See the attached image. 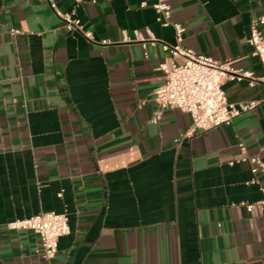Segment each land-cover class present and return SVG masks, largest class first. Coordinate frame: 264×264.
<instances>
[{
    "label": "crops",
    "instance_id": "obj_1",
    "mask_svg": "<svg viewBox=\"0 0 264 264\" xmlns=\"http://www.w3.org/2000/svg\"><path fill=\"white\" fill-rule=\"evenodd\" d=\"M51 2L91 39L49 0H0V264H264V208L245 205L262 197L264 83L224 79L254 108L185 136L190 115L153 99L175 43L153 0ZM168 2L183 46L264 74L247 41L264 0ZM49 210L69 224L51 261L7 227Z\"/></svg>",
    "mask_w": 264,
    "mask_h": 264
},
{
    "label": "built area",
    "instance_id": "obj_2",
    "mask_svg": "<svg viewBox=\"0 0 264 264\" xmlns=\"http://www.w3.org/2000/svg\"><path fill=\"white\" fill-rule=\"evenodd\" d=\"M78 4L84 0H73ZM95 2V0H90ZM50 6L63 19L68 30H78L86 38L91 39V32L85 30L80 20L70 12H59L54 3ZM144 4V3H143ZM152 7L158 13L162 25H171L174 29L175 43H162L168 56L158 63L157 67L164 74V81L153 91V99L161 109L179 108L190 115L191 122L183 135L190 136L196 131H204L222 124H228L240 113L254 108L256 101L233 103L228 101L222 82L226 78L246 79L249 85L264 83V74L255 76L251 70L232 68L226 62H221L208 54L199 53L181 44L185 27L170 20V4L168 0H153ZM12 34L19 32L11 28ZM146 41H156L150 28H145ZM248 43L252 53L259 59L264 69V15L253 17L249 25ZM106 42V41H103ZM144 54L147 55L146 43ZM159 117L157 113L155 120ZM243 148V146L241 145ZM252 173L264 175V160L251 158ZM253 181V180H252ZM262 197L253 203H246L247 208L257 205L264 208V178L259 182ZM9 229L30 230L38 235L41 245V256L51 261L57 253L58 240L69 232L68 217L65 212L53 210L39 211L30 216L15 218L7 222ZM226 264V263H224Z\"/></svg>",
    "mask_w": 264,
    "mask_h": 264
}]
</instances>
